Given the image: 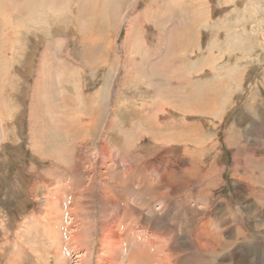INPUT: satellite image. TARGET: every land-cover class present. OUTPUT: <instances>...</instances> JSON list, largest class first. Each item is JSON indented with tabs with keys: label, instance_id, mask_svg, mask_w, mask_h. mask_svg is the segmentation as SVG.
<instances>
[{
	"label": "rangeland",
	"instance_id": "obj_1",
	"mask_svg": "<svg viewBox=\"0 0 264 264\" xmlns=\"http://www.w3.org/2000/svg\"><path fill=\"white\" fill-rule=\"evenodd\" d=\"M0 264H264V0H0Z\"/></svg>",
	"mask_w": 264,
	"mask_h": 264
},
{
	"label": "bare ground",
	"instance_id": "obj_2",
	"mask_svg": "<svg viewBox=\"0 0 264 264\" xmlns=\"http://www.w3.org/2000/svg\"><path fill=\"white\" fill-rule=\"evenodd\" d=\"M236 151H237V150H236ZM235 153H236V152H235ZM245 155H246V154H245ZM235 157H236V156H235ZM248 158H249V157H248ZM251 161H252V160H251ZM251 161H250V162H251ZM249 164H250V163H249ZM247 165H248V164H247ZM247 165H245V166H247ZM135 233H136V232H135ZM115 234H116V233H115ZM112 238H113V237H112ZM114 244H115V243H114ZM108 248H109V247H108ZM148 250H149V249H148ZM105 252H106V251H105ZM161 260H162V259H161Z\"/></svg>",
	"mask_w": 264,
	"mask_h": 264
}]
</instances>
